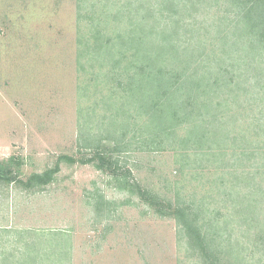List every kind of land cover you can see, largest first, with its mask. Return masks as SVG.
<instances>
[{
  "label": "rangeland",
  "instance_id": "obj_1",
  "mask_svg": "<svg viewBox=\"0 0 264 264\" xmlns=\"http://www.w3.org/2000/svg\"><path fill=\"white\" fill-rule=\"evenodd\" d=\"M163 1L170 0H0V165L12 178L0 180V264H208L175 220L159 213L167 211L161 201L203 204L200 217L213 222L219 250H231L232 262L243 257L237 264H264V74L256 70L258 57H242L241 46L234 52L220 39L227 0L186 7L176 0L174 10ZM167 20L172 24L164 29ZM136 23L144 35L153 28L136 54L161 55L153 48L166 37L177 48L198 49L195 64L235 65L240 85L231 90L237 97L224 89L213 99L221 104L219 120L210 124L218 128L217 161L212 152L209 161H192L195 149L183 151L174 135L166 145L152 140L141 93L127 84L147 79L148 72V79L175 80L178 68L168 57L180 52L159 56L169 72L159 74L160 62L150 70L134 48L120 47L141 34L133 30ZM189 127L183 123L175 131L182 137ZM239 134L260 140L262 149L242 156ZM185 151L192 154L182 158ZM99 161L105 169L95 167ZM56 164L48 185L27 189L17 182ZM110 168L133 189H118ZM244 176L255 177L249 189ZM139 190L158 195L156 204L140 198Z\"/></svg>",
  "mask_w": 264,
  "mask_h": 264
},
{
  "label": "trees",
  "instance_id": "obj_2",
  "mask_svg": "<svg viewBox=\"0 0 264 264\" xmlns=\"http://www.w3.org/2000/svg\"><path fill=\"white\" fill-rule=\"evenodd\" d=\"M181 0H178V2ZM218 4L219 0H215ZM176 0H170L168 3L161 2L160 5L164 8H168L169 10H174V4H176ZM230 4L228 8H226L227 16L224 20L225 31L224 37L220 38L224 45L228 48L232 47L233 51L236 52V47L241 46L240 51L242 50V57L246 58V55L251 54L252 60L258 57L256 61L258 63L256 70H259L260 75L264 74V0H227ZM201 4L205 5L206 0H200L197 3L192 2V0H182V7L190 6V4ZM219 5V4H218ZM219 8V6H218ZM174 12V11H173ZM168 15V14H167ZM232 17L234 20V25L227 23V19ZM232 22V21H231ZM172 22L167 20L166 26L164 29L169 28ZM174 24V23H173ZM141 26L140 23H136L133 30L135 32L140 31L141 34H137V37L133 39V37L126 40L125 43L123 41L120 43V47H125L124 45L128 44L136 51H142L141 45L145 44V36L152 35L153 28L147 27L145 30V35L143 34L144 30L142 28L139 29L138 26ZM142 27V26H141ZM197 31V30H195ZM163 32H159L158 35L163 36ZM136 35V33H132ZM174 34V33H173ZM233 35L236 40L229 41L230 37ZM241 36L249 37L248 40L243 42L239 41L238 38ZM199 38V35L195 37ZM194 37H189L188 41L185 43H191V40ZM166 37L160 41V46H155L154 51H161V55L163 52L167 50L171 53H177L179 50L180 54L173 60V55L169 56L168 59L174 62V69L178 68V71L175 72V80L174 78L166 79V75L161 78L151 76L148 79L149 72L146 74L147 79L144 78L141 81H129L128 86L129 89L132 90L133 87L137 86L136 91H140L141 93V103L142 107L145 110L147 116V124H145L147 131L152 134V140L158 139L159 144L163 142L164 145L168 144L166 141L171 138V135H174V145L177 144L179 148L184 150H190L189 145L192 146L195 150L193 152L192 161H209L208 153L210 156H213V160L217 161L218 156L216 153H220V147L217 144L215 139V135L217 133L218 128L212 127L210 124H213L215 121L219 120V114L216 112V108H220V105H213V99L215 95H218L219 92L224 89H230L228 94H233L237 97L236 90H231L233 88L237 89L240 85V81L236 82L237 73L235 70V65L233 63L220 64V63H201L195 64V60L199 54L198 49H195L192 45L184 46L185 48H178L170 42L166 43ZM196 45H199L198 43ZM151 49V46H148ZM153 47V46H152ZM144 48V47H143ZM190 48H194L195 50L190 51ZM119 49V48H118ZM115 51L118 52L119 50ZM146 51H149L147 48H144ZM144 50V51H145ZM167 51V52H168ZM187 51L189 53H187ZM197 53V54H196ZM182 54V57H179ZM137 61L140 63L146 64V66L151 70L156 67L157 63L160 62L161 65L158 69L159 74H165L169 72L168 64L166 60L163 59V56L160 60L159 54H154L152 57L147 54L139 53L136 54ZM164 55V53H163ZM156 56V59L153 57ZM200 58V57H198ZM192 59V60H191ZM231 59V58H230ZM199 61V59H197ZM216 60V59H209ZM232 62V61H231ZM158 67V66H157ZM144 66H139L137 69L140 72H143ZM257 75V74H256ZM144 77V76H143ZM239 77V76H238ZM245 83H248V77L244 80ZM234 83V84H233ZM229 85H232L230 87ZM142 87L148 88L149 92L145 93V90ZM135 92H133L134 94ZM233 97V96H232ZM234 99V97H233ZM228 100V99H227ZM227 104V102H226ZM143 113V114H144ZM200 122L202 125H199ZM186 123L188 127L192 124L191 127L187 128V131L184 132V136H178L175 131V127L183 125ZM214 128L215 130H211L208 128ZM208 128V130H207ZM264 130V126H263ZM211 134V136H208ZM239 138H237L238 143H235L239 146L236 150L241 151V155L243 156L245 151L247 150L246 155L249 153H255L257 150L262 149L260 146V140L255 144L253 139H248L246 136L239 134ZM161 138L163 140H161ZM172 139V138H171ZM166 142V143H165ZM212 143V145H211ZM262 143V142H261ZM258 144V145H257ZM207 145V146H206ZM215 147L218 152H215ZM201 148L204 152H201ZM255 150V151H254ZM192 153L185 151L181 153V157H189ZM253 154H249L253 155ZM189 155V156H188ZM184 158V159H185ZM67 160L68 162H73L72 159L62 158ZM102 159V157L100 158ZM245 159V158H244ZM105 163V162H104ZM103 161H99L96 163L95 167L97 169L103 170L106 165ZM108 167H112L111 164ZM264 168V164L260 166V168ZM111 169V168H110ZM59 171V165L53 169H49L44 171L43 173H34L32 174L26 182L17 181L20 184H24L27 189H34L35 187H43L45 185L50 184L54 178L55 174ZM112 171V169H111ZM5 169L0 165V180L6 181L7 183L12 182V178L6 177L4 174ZM113 172V171H112ZM115 185L118 189H128L131 191L133 189V185L129 184V180L124 178L121 175H118L116 172H113V178ZM244 183L247 188H251L250 183L254 181V176H244ZM249 192V191H248ZM140 198L144 199L146 202L149 199H152V202L156 204L155 200H158V195L154 194L148 190H139ZM244 195H247V192L244 191ZM245 196H241L244 198ZM160 207L167 210L166 212L159 211L161 215H167L170 218H173L179 228L183 231V235L186 239L187 245L194 250L206 263L208 264H237L239 260L243 261V257L238 258L232 262L230 259L231 250L228 252L222 251V247L220 245V250L216 245V233H214L213 222L208 223L204 220L202 222V218L200 217L201 213H206L202 208V205H194L191 203L180 204L175 203L174 205L169 203H164L161 201ZM160 208V209H161ZM240 212V211H239ZM210 221V220H208ZM217 229V228H216ZM236 255H240L239 252H235ZM229 257V258H227ZM237 257V256H236ZM6 260L5 258H2Z\"/></svg>",
  "mask_w": 264,
  "mask_h": 264
}]
</instances>
